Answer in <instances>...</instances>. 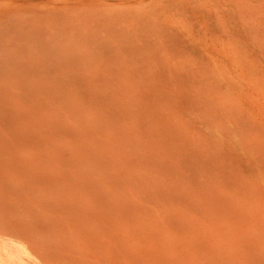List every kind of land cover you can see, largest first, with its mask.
Listing matches in <instances>:
<instances>
[{
    "label": "rangeland",
    "instance_id": "1",
    "mask_svg": "<svg viewBox=\"0 0 264 264\" xmlns=\"http://www.w3.org/2000/svg\"><path fill=\"white\" fill-rule=\"evenodd\" d=\"M0 264H264V0H0Z\"/></svg>",
    "mask_w": 264,
    "mask_h": 264
},
{
    "label": "bare ground",
    "instance_id": "2",
    "mask_svg": "<svg viewBox=\"0 0 264 264\" xmlns=\"http://www.w3.org/2000/svg\"><path fill=\"white\" fill-rule=\"evenodd\" d=\"M44 52H45V51H44ZM46 53H47V52H46ZM124 55H126V54H124ZM143 60H144V59H143ZM144 61H145V60H144ZM155 62H156V61H155ZM175 62H176V61H175ZM126 63H127V62H126ZM128 63H129V62H128ZM128 63H127V64H128ZM142 63H144V62H142ZM168 63H169V62H168ZM97 66H98V65H97ZM140 66H142V65H140ZM140 66H139V67H140ZM107 67H108V66H107ZM128 67H130V64H129ZM108 68H109V67H108ZM130 68H131V67H130ZM103 69H104V68H103ZM131 69H132V68H131ZM155 69H156V67H155ZM157 69H158V67H157ZM160 69H161V68H160ZM168 69H170V68H168ZM162 70H164V69H162ZM123 71H124V70H123ZM156 71H158V70H156ZM102 72H103V70H102ZM102 72H101V73H102ZM105 72H106V71H105ZM125 72H126V71H125ZM152 72H153V71H152ZM106 73H109V72H106ZM126 73H127V72H126ZM154 73H155V72H154ZM93 74H94V73H93ZM104 74H105V73H104ZM129 74H130V73H129ZM129 74H128L126 77L129 78V76H130ZM131 74H132V73H131ZM134 74H136V71H135ZM100 75H101V74H100ZM102 75H103V74H102ZM105 75H106V74H105ZM159 75H161V74H159ZM159 75H158V76H159ZM131 76H132V75H131ZM131 76H130V78H131ZM151 76H152V77H156V76H153V75H151ZM97 77H98V76H97ZM103 78H104V77H102V79H103ZM119 78H120V77H119ZM134 78H136V77H134ZM134 78H132V80H133ZM97 79H98V78H97ZM97 79H96V80H97ZM107 79H109V78L107 77ZM138 80H140V79H138ZM143 80H145V79H143ZM90 81H91V80H90ZM147 81H148V80H147ZM91 82H92V81H91ZM103 82H104V81H103ZM140 82H141V80H140ZM145 82H146V80H145ZM145 82H144L143 84H146V83H147V82H146V83H145ZM151 82H154V81H151ZM155 82H157V81H155ZM105 83H106V82H105ZM114 83H115V82H114ZM89 84H91V83H89ZM149 84H150V80H149ZM107 85H108V84H107ZM146 85H147V84H146ZM154 85H156V84H154ZM102 86H103V85H102ZM102 86H101V87H102ZM113 86H114V85H113ZM130 86H131V85H130ZM147 86H148V85H147ZM114 87H115V86H114ZM114 87H113V88H114ZM148 87H149V86H148ZM148 87H147V88H148ZM108 88H109V87H108ZM156 90H157V89H156ZM113 91H115V90L113 89ZM108 93H109V91H108ZM112 93H113V92H112V89H111V94H112ZM114 93L116 94V93H118V91H117V92H114ZM163 94H164V93H163ZM75 103H76V102H75ZM244 117H245V116H244ZM239 118H240V117H239ZM237 121H238V120H237ZM238 123H241V121L238 122ZM9 191H10V190H9ZM18 198H19V197H18ZM18 223H19V222H18ZM132 258H133V257H132ZM133 259H135V258H133ZM135 260H137V259H135Z\"/></svg>",
    "mask_w": 264,
    "mask_h": 264
}]
</instances>
